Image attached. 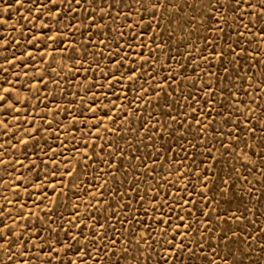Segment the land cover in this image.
Instances as JSON below:
<instances>
[{"label": "snow or ice", "instance_id": "snow-or-ice-1", "mask_svg": "<svg viewBox=\"0 0 264 264\" xmlns=\"http://www.w3.org/2000/svg\"><path fill=\"white\" fill-rule=\"evenodd\" d=\"M0 4V264H264V0Z\"/></svg>", "mask_w": 264, "mask_h": 264}, {"label": "rangeland", "instance_id": "rangeland-1", "mask_svg": "<svg viewBox=\"0 0 264 264\" xmlns=\"http://www.w3.org/2000/svg\"><path fill=\"white\" fill-rule=\"evenodd\" d=\"M3 5L0 4V9H2ZM9 23L10 25H12L14 27L15 30H12V28H9L8 31L4 32V37L8 38L11 37V39H9V43L5 48H0V65H3L5 68L8 69V72L5 73L3 70H0V78H3L2 80H0V83H3V80H8L11 81L12 84L11 85H5V86H11V87H15L16 89H18V95H20L21 97L23 96H32V93L28 90V89H20V84L21 83H30L32 81V77H25L23 75L24 72H31L32 71V65L31 63L28 64V67H24L25 61L24 60H20V59H16L15 62L11 65H5L4 64V57L7 56L9 60L13 59V54H15V56L17 58H19L21 56L22 53H25L28 49L27 45L23 43V41H25L26 39H30L32 37V28L30 24H27L23 19H19L17 20V15L14 13L10 18H9ZM38 23V22H37ZM73 23H75V21H73ZM26 34V35H25ZM147 39V37H145ZM16 39H19L22 43L19 46H16L14 44V41ZM32 51L35 52V49H31ZM42 51L44 49H41ZM47 57H45L46 59ZM36 59L39 60L40 57L39 55L36 56ZM215 69H213L214 71ZM13 73H16L17 75H13ZM18 77V79H17ZM70 78V77H69ZM54 85L49 84L48 85V89H54ZM62 87L65 88V91L68 92L69 89L71 88L70 85L64 84L62 82ZM47 90L43 89V86H41V91L37 94L39 100L41 101V103L38 105V109L40 111H43V104L47 101H44V95L45 92ZM61 96V93L59 92V89H56V99L59 100ZM70 98V97H66ZM246 103H248L247 100H245ZM35 103L34 100H30V104L28 107V116L29 117H34V112L32 109V104ZM48 103V107L52 108L54 105L50 102ZM22 107V111H21V115H23V106ZM14 114H9V117H11ZM61 119L66 123V119L63 118V116L61 117ZM22 124H24V126H27L26 123L24 121H21ZM46 136H48L47 141H41V145H44L45 143L47 144H52V136L48 135L47 133H45ZM58 144V142H57ZM57 144H52L53 147H56ZM67 154V153H66ZM30 158L34 159L35 157L31 156ZM251 178V177H250ZM261 227H264V225H260ZM3 259V256L0 255V260Z\"/></svg>", "mask_w": 264, "mask_h": 264}]
</instances>
